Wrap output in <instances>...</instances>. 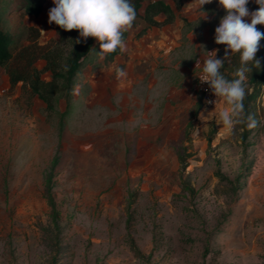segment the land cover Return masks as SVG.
<instances>
[{
	"label": "rangeland",
	"instance_id": "374dc122",
	"mask_svg": "<svg viewBox=\"0 0 264 264\" xmlns=\"http://www.w3.org/2000/svg\"><path fill=\"white\" fill-rule=\"evenodd\" d=\"M163 1L174 19L136 17L125 50L75 75L63 117V99L48 113L9 82L6 67L24 58L0 66V264H264V85L252 119L238 110L240 122L225 123L233 105H204L196 86L207 52L225 58L215 43L225 10L218 0L212 11ZM54 6L46 0L37 16L12 14L0 28L32 26L39 46L53 45ZM26 28L12 52L33 35ZM33 63L48 79L42 59Z\"/></svg>",
	"mask_w": 264,
	"mask_h": 264
},
{
	"label": "trees",
	"instance_id": "16d2710c",
	"mask_svg": "<svg viewBox=\"0 0 264 264\" xmlns=\"http://www.w3.org/2000/svg\"><path fill=\"white\" fill-rule=\"evenodd\" d=\"M142 0H130L134 5L136 11V17H140L148 26H160L170 23L174 17L173 8L163 0H151L147 1L142 9V13L139 12ZM46 0H0V21H4L10 15H20V13H26L33 16H37ZM215 0H212L209 11L213 10V4ZM175 10L181 7L182 0H174ZM258 7L256 3L250 2L247 8L255 10ZM201 10L202 8L199 7ZM207 9L204 5L202 10ZM207 11V10H205ZM158 14L163 15V20L157 21L154 17ZM205 22L197 18L195 24L202 27ZM182 27L191 25V22L182 19ZM27 27V28H26ZM26 28L27 30L34 31L32 36H26L28 43L16 48L15 52H12L15 48V43L20 37L21 30ZM57 40L53 45H40L37 43L38 31L32 26H25L14 29L12 27L0 28V66H7L11 60H20L24 58L23 65L6 67V73L9 82H20L24 91L29 96H35L44 104L46 112H54L58 102L63 99L66 103V108L60 113V116H65L69 107V102L72 97L74 88L75 75L93 59L98 58L100 52L99 43L89 37L86 42L80 38L78 30L64 31L59 26H56ZM259 31L260 28L257 26ZM127 31L123 33V39L125 38ZM77 39H80L79 44L75 43ZM120 52L116 51L106 54L105 60H111L116 54ZM40 58L44 62V69L48 72V79H43L40 76V71L35 67L34 60ZM257 59L260 60V68L247 73V89L246 97L243 100L244 112H248L252 119L250 103L259 95L260 87L264 85V39H261L259 45V51L257 52ZM239 65V54H232L231 63L225 64L228 70L233 71L235 67ZM251 67V65H250ZM227 79L231 80L235 77L233 74H223ZM61 124V118H60ZM43 197L50 207H54L53 198L50 191V187L47 185L46 191Z\"/></svg>",
	"mask_w": 264,
	"mask_h": 264
},
{
	"label": "clouds",
	"instance_id": "9594fccd",
	"mask_svg": "<svg viewBox=\"0 0 264 264\" xmlns=\"http://www.w3.org/2000/svg\"><path fill=\"white\" fill-rule=\"evenodd\" d=\"M55 5L49 10L48 23H55L64 31L78 30L85 42L87 38L95 39L100 45V59L117 49L125 50L123 33L128 31L136 19V11L130 0H52ZM212 3V0H198L199 6ZM226 15L221 18L215 29V43L226 45L225 58H217V52H207L210 58L203 63L202 74L198 77L201 83L209 85L212 94L224 97L233 105L231 116L225 114L224 122L235 124L240 122L233 117L239 116L246 97L247 73L260 68L257 52L264 32L257 25H264V0H255L259 5L257 11L247 8L249 0H218ZM247 18V19H246ZM250 20V23L248 22ZM80 39L75 43L79 44ZM231 54H239V67L233 73L234 79H227L221 69L225 59ZM199 60L196 62V67ZM251 65V67H250ZM117 78L125 76V72L117 68ZM78 88V86H77ZM216 102V101H215ZM200 117H204L201 113Z\"/></svg>",
	"mask_w": 264,
	"mask_h": 264
},
{
	"label": "built area",
	"instance_id": "2783aa9c",
	"mask_svg": "<svg viewBox=\"0 0 264 264\" xmlns=\"http://www.w3.org/2000/svg\"><path fill=\"white\" fill-rule=\"evenodd\" d=\"M46 22H47L48 28L50 27V28L55 29L57 26L55 23L49 24L48 19H46ZM257 26L260 28L262 32H264V25H257ZM201 74H202V70L197 74V82H196L197 90L200 95V100L204 105L211 106L215 104L216 102H218L221 97H218L216 99V97L212 94V91L210 90L209 85L207 83L200 82L198 77Z\"/></svg>",
	"mask_w": 264,
	"mask_h": 264
},
{
	"label": "crops",
	"instance_id": "0c3cea01",
	"mask_svg": "<svg viewBox=\"0 0 264 264\" xmlns=\"http://www.w3.org/2000/svg\"><path fill=\"white\" fill-rule=\"evenodd\" d=\"M185 6H186V5H185ZM185 19H186V20H188V19H189V17H188V16H185Z\"/></svg>",
	"mask_w": 264,
	"mask_h": 264
}]
</instances>
